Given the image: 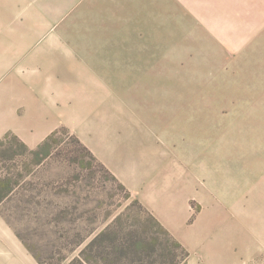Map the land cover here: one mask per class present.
Returning a JSON list of instances; mask_svg holds the SVG:
<instances>
[{
	"label": "rangeland",
	"instance_id": "rangeland-1",
	"mask_svg": "<svg viewBox=\"0 0 264 264\" xmlns=\"http://www.w3.org/2000/svg\"><path fill=\"white\" fill-rule=\"evenodd\" d=\"M82 3L68 33L86 120L70 115L43 148L2 138L6 248L40 264H175L243 247L264 264V0ZM103 121L114 152L97 144Z\"/></svg>",
	"mask_w": 264,
	"mask_h": 264
},
{
	"label": "crops",
	"instance_id": "crops-1",
	"mask_svg": "<svg viewBox=\"0 0 264 264\" xmlns=\"http://www.w3.org/2000/svg\"><path fill=\"white\" fill-rule=\"evenodd\" d=\"M79 1L0 0V140L12 132L33 148L54 128L68 125L70 115L86 120L81 115L88 101L85 62L72 49L68 33L70 14L86 13ZM103 122L97 126L104 128L95 130L97 144L114 152L116 144L106 137L110 130ZM3 236L0 231V264H40L19 242L6 248ZM190 252L180 264H250L246 255L253 254L220 246Z\"/></svg>",
	"mask_w": 264,
	"mask_h": 264
},
{
	"label": "trees",
	"instance_id": "trees-1",
	"mask_svg": "<svg viewBox=\"0 0 264 264\" xmlns=\"http://www.w3.org/2000/svg\"><path fill=\"white\" fill-rule=\"evenodd\" d=\"M9 136H11V134L6 135L5 138H7V137H9ZM12 136H14V138L18 141V143H19L22 147H27V145L25 144V142H23L19 137H17L16 135H12ZM50 137H51V136H49L48 139H46V140H45L42 144H40L39 146H40L41 148L45 147V145H47V142H48V140L50 139ZM5 138H4V139H5ZM4 139H1V140H0V146L3 144ZM85 149H86V148H85ZM86 150H87V149H86ZM87 151H88V150H87ZM89 153H90V152H89ZM101 235H103V233H100L99 235H97V236L93 239V242H94L96 239L100 238ZM177 245H178V247H180V244L177 243ZM78 262H81V261L78 260V259H74V260H72V262H71L70 264H77ZM179 263H180V262H177V263H175V264H179Z\"/></svg>",
	"mask_w": 264,
	"mask_h": 264
}]
</instances>
